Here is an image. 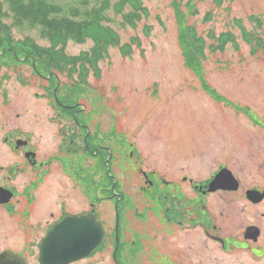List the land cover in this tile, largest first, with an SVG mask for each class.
I'll return each mask as SVG.
<instances>
[{"label": "flooded vegetation", "instance_id": "obj_1", "mask_svg": "<svg viewBox=\"0 0 264 264\" xmlns=\"http://www.w3.org/2000/svg\"><path fill=\"white\" fill-rule=\"evenodd\" d=\"M46 62L0 59L46 86L56 79L48 145L39 114L28 125L0 118V264H43V243L68 216H91L101 234L65 264H264V114L227 101L221 113L238 114L243 126L219 128L214 111L184 143L143 147L117 123L92 127L84 105L59 100V74H67Z\"/></svg>", "mask_w": 264, "mask_h": 264}, {"label": "rangeland", "instance_id": "obj_2", "mask_svg": "<svg viewBox=\"0 0 264 264\" xmlns=\"http://www.w3.org/2000/svg\"><path fill=\"white\" fill-rule=\"evenodd\" d=\"M57 1L77 5L81 0ZM115 1L110 0L111 7ZM141 1L148 13L135 27L123 26L120 14L113 9L107 11L120 44H130L131 52L124 55L119 47H110L108 57L98 64L99 76L92 71L88 73V91H74L77 80L59 74V97L84 105L92 127L98 120L103 129L117 123L123 134L143 147L154 139L152 143L157 147H162V140L167 138V142L180 139L184 143L196 136L199 125L209 122L214 111L219 128H224L221 121L243 126L245 122L238 114L233 120L231 110L221 113L227 101L248 105L258 116L264 114V0ZM176 5L180 17H177ZM182 17L184 21L179 22ZM6 22L10 24L11 19ZM181 27L192 30L204 42L201 70L203 81L216 89L212 93L210 87L202 88L197 74L185 64L179 40ZM243 30L254 33L262 46L246 41ZM224 33L231 34L234 43L228 41L220 50L217 38ZM11 34L15 40L30 36L38 45H49L37 29L20 31L14 27ZM92 45L91 40L83 44L68 41L65 52L77 55ZM11 65L4 69L0 63V118L12 126L37 119L39 114L40 127L44 129L41 140L48 145L45 142H52L55 119L49 117L51 112L47 107L51 105L49 100L53 99L56 84L46 86L44 79L30 76V69L20 63ZM43 92L49 93L48 99L42 96ZM77 119L82 120L80 116ZM165 127L173 129L165 132ZM226 131L230 133L228 128Z\"/></svg>", "mask_w": 264, "mask_h": 264}, {"label": "trees", "instance_id": "obj_3", "mask_svg": "<svg viewBox=\"0 0 264 264\" xmlns=\"http://www.w3.org/2000/svg\"><path fill=\"white\" fill-rule=\"evenodd\" d=\"M91 1L81 0L77 5H69L57 0H0V44L2 47L11 48V52L6 50L0 54V59L26 56L48 59L47 67L57 68L77 80L74 91L83 92L82 89L88 91L87 75L92 71L96 77L99 76L98 64L108 57L110 47H119L124 55L129 54L132 49L130 44H120L116 31L110 25L112 19L107 11L113 9L122 16L121 24L131 27H135L148 13L141 0H116L112 7L110 0ZM175 9L177 17H180L177 5ZM7 19H11L10 24L6 22ZM254 20L259 26V18ZM183 21L182 17L179 22ZM14 27L20 31L37 29L40 37L47 39L49 45L38 46L30 36L15 40L11 34ZM242 34L246 41L262 46L261 39L254 33L243 30ZM217 39L220 50L228 41L234 43V37L229 33L221 34ZM86 40L93 43L88 51L71 56L66 54L68 41L83 44ZM179 40L185 64L197 76H203L200 63L204 55L203 40L192 30L183 27L179 29ZM55 80L54 77L51 78L53 87L56 84ZM57 96L59 100L66 102L58 93Z\"/></svg>", "mask_w": 264, "mask_h": 264}, {"label": "water", "instance_id": "obj_4", "mask_svg": "<svg viewBox=\"0 0 264 264\" xmlns=\"http://www.w3.org/2000/svg\"><path fill=\"white\" fill-rule=\"evenodd\" d=\"M100 229L91 216L65 217L43 243V264H65L83 256L99 241Z\"/></svg>", "mask_w": 264, "mask_h": 264}]
</instances>
